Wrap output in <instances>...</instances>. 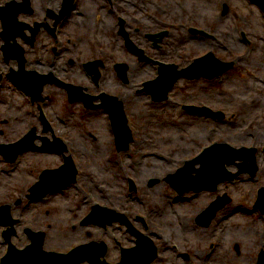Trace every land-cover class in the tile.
Here are the masks:
<instances>
[{"label": "rangeland", "instance_id": "obj_1", "mask_svg": "<svg viewBox=\"0 0 264 264\" xmlns=\"http://www.w3.org/2000/svg\"><path fill=\"white\" fill-rule=\"evenodd\" d=\"M224 2L226 0H174L170 9L173 17L164 15L165 21L175 25L171 29L173 43L153 54L156 61L175 64L182 70L212 52L222 61L234 63L221 76L211 80L182 78L169 99L155 102L143 91L142 83L156 79L160 66L154 63L140 66L133 55H125L141 71L132 77L131 95L125 105L133 132L128 150H118L114 130L104 112L90 111L81 103H71L66 91L56 87H45L44 96L49 99L40 103L53 125V132H45L39 104L32 103L29 93L6 76L12 68L18 70L17 61L6 62L0 54V73L3 74L0 92L17 94L16 97L6 94L5 99L0 100V144L15 143L36 127L39 136L53 140L54 133L63 138L79 170L77 181L59 191L64 192L66 198V207L62 209L56 206V197H51L49 203L30 202L26 197L45 168L55 167L52 168L55 170L65 162L60 153L31 150L20 155L13 164L0 154V205L9 204L12 218L18 220L16 232L11 236L18 248L31 243L28 229L45 231L46 251L68 252L81 244L104 240L110 244L107 260L118 262L121 246L133 247L136 238L119 223L107 228L82 225L91 207L100 204L125 213L137 227L141 225L135 219L137 215L146 219L148 228H140L160 248L161 257L155 261L158 264H256V243L241 245L242 252L237 254L233 249L234 230L228 236H220L215 251L209 250L216 239L215 232L221 227L223 213L212 221L211 237L203 232L198 234L206 228L196 226L193 219L196 220L197 210L206 206L213 193L204 190L197 196L189 192L180 197L167 181L205 147L217 142L226 141L235 148L252 145L263 148L264 145V106L261 105L264 100V15L252 0H227L229 12L224 15ZM192 28L206 34L193 38L189 34ZM26 67L47 72V68L38 67L37 61L28 62ZM208 67L213 65L208 64ZM70 78L90 84L83 69L75 76L70 72ZM138 86L142 87L139 92L135 89ZM202 105L226 112L228 119L223 122L203 120L200 114L183 109L184 106ZM107 130L110 138H103ZM36 143L43 144L41 140ZM156 151L167 154L168 160L150 156ZM155 159L157 163L153 162ZM230 167L231 171H236L235 167ZM260 167L261 178L253 181L256 189L264 184L263 164L260 163ZM23 171H26L25 178L19 175ZM130 181L137 186L133 192ZM227 184L237 195L241 191L254 196V189H249L248 183L243 181L236 184L225 181L217 193L224 191ZM20 199L22 202L18 204ZM4 231L6 227L0 226V260L9 247L3 237ZM248 236L253 237L254 233ZM116 241L120 243L117 245ZM146 243L149 241L144 245Z\"/></svg>", "mask_w": 264, "mask_h": 264}, {"label": "flooded vegetation", "instance_id": "obj_2", "mask_svg": "<svg viewBox=\"0 0 264 264\" xmlns=\"http://www.w3.org/2000/svg\"><path fill=\"white\" fill-rule=\"evenodd\" d=\"M173 1L137 0L133 5L131 0H0V6L18 17V22L12 24L14 40L25 48L27 61H37L38 67L47 68L46 74L56 80L48 87L64 89L61 82L81 86L84 92L94 97L92 108L88 109L83 104L84 107L90 111L101 110L110 119V107L114 102L112 98H117V102L126 108L133 87L132 77L141 72L133 67L125 55H133L142 66L147 62L140 61L148 60L133 53L132 47L144 50L146 55L153 57L156 51L162 52L166 46L172 45L174 34L171 29L175 25L165 21L164 15L173 17L170 10ZM164 2L168 4L164 5ZM3 30L4 20L0 16V31ZM189 34L196 38L195 33ZM95 62L101 63L89 66ZM117 64H123L120 70ZM91 68L93 72H89ZM81 69L90 84L71 80L70 72L75 76ZM97 74L99 76L96 79ZM141 88L135 87L137 92ZM258 155L259 166L260 163L264 166V147H261ZM260 172L261 167L255 176L249 172L238 176L240 182H247L249 189H254L253 197L241 191L237 195L233 187L227 184L222 193L216 194L215 191L216 195L210 199L211 203L213 199L223 197V206L211 222L203 226L193 219L196 226L206 228L199 230L198 234L203 232L211 237L212 221L223 213L221 227L215 232L216 239L209 245L211 252L216 250V241L220 236H228L234 230L233 249L237 254L242 252L241 245L254 241L257 245L256 264H264V204L257 202L264 184H260L257 189L253 186V181L261 178ZM126 216L129 223L125 225L129 234L134 235L140 227L148 228L147 222L140 219L139 215L135 218L141 224L137 228L131 218ZM248 233H254V236L249 237ZM116 243L118 245L120 242ZM123 249L126 247L121 246V253ZM109 251L110 244L107 255Z\"/></svg>", "mask_w": 264, "mask_h": 264}, {"label": "water", "instance_id": "obj_3", "mask_svg": "<svg viewBox=\"0 0 264 264\" xmlns=\"http://www.w3.org/2000/svg\"><path fill=\"white\" fill-rule=\"evenodd\" d=\"M257 2L264 10V0H257ZM228 10V7H226L224 14L227 13ZM0 16L3 17L5 23V31L2 33V36L6 41V44L3 45L6 61H10L11 59L18 56L15 55V53L19 51L20 71H12L9 77L13 82L22 86L31 94L33 102L44 101L45 99L42 97L41 93L43 92L45 85L51 81H47V78L44 75H40L37 72H29L25 70L26 60L24 57V51L19 48L15 41L11 42L14 40L12 24L13 22H17V17L7 13L6 10L1 8ZM216 62V67H208V64ZM203 63H206V66H203ZM233 65V62L221 61L215 57L213 53H209L203 58L198 59L189 68L183 69L181 71H177L176 66L164 65L162 68L163 70H161V76L156 81L150 82L148 84V90L153 95L154 100H166L169 97V92L180 78L184 77L187 79H199L201 77H205L212 79L215 76L221 75L223 72L231 69ZM165 69H171L174 74L172 76L166 75ZM2 78L3 77L0 76V80H2ZM51 83H53V81ZM150 85H152V87H150ZM67 88L71 102L86 100L85 97H82V94L80 95L81 88L69 85ZM189 109L192 111L203 110L197 107H189ZM206 109L209 110V108ZM117 111L119 110L113 111V120L117 123L115 126V131L118 147L120 150L128 149L131 141H133V136L126 120L124 121L122 119L123 111L122 113ZM216 115L222 119L225 117L224 112H218ZM43 119L46 121L45 118ZM48 128L49 125L46 123L45 131H47ZM36 139V129L34 128L17 143L11 145L0 144V153L3 154L7 160L14 162L21 153L32 149L54 150L61 153H64L66 150L65 145L59 139L53 143L45 141V145L43 146H37L34 143ZM247 152L255 154L256 149H236L227 143L214 144L210 148H207L199 157L188 162L187 166H185V168L182 170H193L195 164L202 163L205 166L197 170L198 174L195 177L191 175L186 177L180 173L177 177H175V175L169 176L167 180L172 186H175L176 188L178 187L180 192H184L186 190L199 191L201 189L216 190L220 182L224 180H232L236 177V175H231L228 173L225 163L230 164L233 160ZM251 165H254V169L257 170L255 155L252 158ZM76 175L77 169L73 163V160L71 157H67L65 164L61 168L56 170H45L42 173L40 182L31 188L32 194L29 197L34 200L36 198H42L60 188H66L71 183L75 182ZM132 189H135V185L133 183ZM217 207L218 202H216L209 211H215ZM113 213L114 212L112 210L97 205L93 208L90 215L84 220V223H95L102 219L109 220L108 223H112V221L116 219H121V222H124V217H111L112 219L106 217L107 215H113ZM5 218L6 221H3L2 219ZM14 222L15 221L11 219L10 207L7 205L0 207V225H13ZM14 232L15 230L13 227L10 228L7 233H5V238L10 241L11 234ZM29 232L33 243L27 246L25 249L20 250L11 244L10 241L9 253L4 258L3 264H80L84 261H89L90 264H110L106 260H102V257H104L107 253V245L105 243L98 244L92 242L87 245H81L67 254L48 252L44 250L46 234L44 232ZM151 253L153 256L155 255L153 251ZM130 258L131 257L127 256V253L125 252L122 261L118 264H127ZM136 258L133 260V262L136 261Z\"/></svg>", "mask_w": 264, "mask_h": 264}, {"label": "bare ground", "instance_id": "obj_4", "mask_svg": "<svg viewBox=\"0 0 264 264\" xmlns=\"http://www.w3.org/2000/svg\"><path fill=\"white\" fill-rule=\"evenodd\" d=\"M131 3L134 5V4H136L137 3V0H131ZM148 55H146V54H142V58H146ZM159 62V61H158ZM160 63V62H159ZM133 66L134 67H136V65L135 64H133ZM162 66H164V65H162ZM161 70H163V69H161ZM168 70H171V69H168ZM256 87H258L257 85H256ZM129 93V92H128ZM6 94L9 96V97H16L17 96V94L16 93H14L13 91H9V92H5V91H3V92H0V100H4L5 99V97H6ZM129 95H130V93H129ZM262 106H264V100H263V103L261 104ZM204 107H205V109H204V112H203V115H201V118H203V120H205V118L207 119V118H209V119H212V118H214L215 117V110H213L212 108L211 109H206V108H208V106L207 105H203ZM117 112H121V111H117ZM108 132V133H107ZM107 132H106V134L104 135V137L103 138H110V135H109V131L107 130ZM167 139H169V137L167 138ZM224 143H227V144H229L228 142H224ZM135 144H137V143H135ZM45 145V144H44ZM47 152H50V150H47ZM166 153V152H165ZM54 154V153H53ZM49 155V154H48ZM148 155V154H147ZM51 156V155H50ZM144 156H146V155H143V157ZM150 156H152V157H158V158H160L161 160H168V158H167V154L165 155L163 152H161V151H156L155 153H150ZM153 159V158H152ZM154 163H157V161H156V159L153 161ZM154 163H152V164H154ZM205 165H203L202 163H201V167H204ZM231 167H233V166H231ZM230 167V168H231ZM178 172H180V173H182L184 176H186V177H189L190 175H191V173H192V170H190V171H182V170H180V171H178ZM19 175H20V177L21 178H25V176H26V171H23L22 173L21 172H19ZM170 176H173V175H170ZM16 177V176H15ZM27 180V179H26ZM28 181V180H27ZM29 182V181H28ZM103 187H104V185H103ZM51 197H53V198H55L56 197V199L58 200L57 202V204H56V206H58V207H60V208H65L66 207V205H65V200H66V198H64L65 197V194L64 193H57V194H53V195H50V196H48L44 201H46V202H48L49 200H50V198ZM180 217L181 218H185L183 215H180ZM188 219H190L188 216H186ZM14 228H15V226H14ZM16 229V228H15ZM14 229V230H15ZM169 236V235H168ZM170 237V236H169ZM169 240V239H168ZM152 251H151V249L150 248H144L143 250H141V251H137V252H134V251H132L131 253H130V260H129V264H140V263H143V264H158L157 262H154L153 261V258H154V256L152 255V253H151ZM137 257V258H136ZM161 257V256H160ZM136 258V261L135 262H133V260ZM145 262V263H144ZM148 262V263H147ZM127 263V264H128Z\"/></svg>", "mask_w": 264, "mask_h": 264}]
</instances>
